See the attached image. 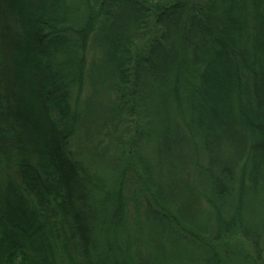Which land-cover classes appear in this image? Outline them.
I'll list each match as a JSON object with an SVG mask.
<instances>
[{
	"label": "trees",
	"instance_id": "obj_1",
	"mask_svg": "<svg viewBox=\"0 0 264 264\" xmlns=\"http://www.w3.org/2000/svg\"><path fill=\"white\" fill-rule=\"evenodd\" d=\"M0 264H264V0H0Z\"/></svg>",
	"mask_w": 264,
	"mask_h": 264
},
{
	"label": "rangeland",
	"instance_id": "obj_2",
	"mask_svg": "<svg viewBox=\"0 0 264 264\" xmlns=\"http://www.w3.org/2000/svg\"><path fill=\"white\" fill-rule=\"evenodd\" d=\"M14 9H16V8H14ZM91 96V87L90 86H87V88H85L84 89V91H83V93H82V95H81V99H80V101L81 102H84L85 100H87V98L88 97H90ZM130 132H132V131H129V133ZM128 132H126L125 134H127V135H130L131 136V133L129 134ZM123 134V133H122ZM130 136H126V137H124V139L125 138H129ZM236 241V239H231L230 240V242L232 243V242H235ZM229 242V241H228ZM242 243H244L243 245L244 246H246L247 244H246V242L243 240L242 241ZM243 246V247H244ZM231 247H234V246H231ZM235 247H237V248H235V250L236 249H238V246H235ZM245 248V247H244ZM228 250L230 251V246H228ZM231 251H233L232 249H231Z\"/></svg>",
	"mask_w": 264,
	"mask_h": 264
}]
</instances>
